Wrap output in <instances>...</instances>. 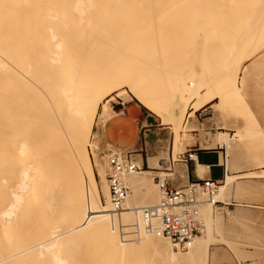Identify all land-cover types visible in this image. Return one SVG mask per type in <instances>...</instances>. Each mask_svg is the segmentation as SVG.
I'll return each instance as SVG.
<instances>
[{"label":"bare ground","instance_id":"6f19581e","mask_svg":"<svg viewBox=\"0 0 264 264\" xmlns=\"http://www.w3.org/2000/svg\"><path fill=\"white\" fill-rule=\"evenodd\" d=\"M262 46L264 0H0V264L205 262L211 201L229 195L235 175L198 206L203 236L182 253L146 232L118 236L106 163L94 159L97 181L86 146L93 133L100 139L94 119L99 127L115 119L110 101L128 96L173 127L177 149L188 103L185 129L201 108L233 103L225 82H243V62ZM229 106L223 112H235ZM244 126L225 137L227 156L232 141L245 140ZM148 166L126 178L128 208L156 194L157 161ZM117 219L127 225L134 212ZM89 240L95 246L81 247Z\"/></svg>","mask_w":264,"mask_h":264},{"label":"rangeland","instance_id":"374dc122","mask_svg":"<svg viewBox=\"0 0 264 264\" xmlns=\"http://www.w3.org/2000/svg\"><path fill=\"white\" fill-rule=\"evenodd\" d=\"M250 59L243 62L245 65L243 82H225L223 86L224 93L229 100L233 101V103H228L233 106L235 112H223L224 107L226 108V106L229 105L226 103L221 104L216 100L214 103L218 102L217 104L205 106L195 113V117H193V115L191 116L192 119L189 117V124L185 129L183 128L184 118L194 107V103H188L181 124V130L183 129L184 131L181 132V134H183L182 146H179L177 149L173 147V127L163 124L165 122L161 121V118L153 115L157 118L161 127L156 136L162 143H168L170 145L172 158H174L177 153L183 151L185 145L192 144L195 140L197 142L199 136L206 139L202 147H207V142L210 140L215 142L217 139L222 138L224 154L229 160V168L227 169L228 174L226 175L236 176L229 195L221 201L224 204H229L232 199L234 204L212 205L215 221L211 224L212 230L209 232L210 238L212 237V243H210L211 245L209 244V249L205 253L208 258L202 264H264V46H262L261 50ZM216 83V85H218V82ZM123 97H115L114 100H111V109L120 108L127 103H135L141 107V110H144V113H150L136 100L128 96ZM192 120L195 122L194 125L192 124ZM97 122L95 118L91 132H96L98 130L99 123ZM240 122L242 125H245L244 127L247 130L246 138L242 144L232 141V150L227 156L224 142V140L226 141L225 137H239L236 133L237 130L235 126ZM192 127L195 128L196 131L190 133L189 129ZM219 132H224L223 137ZM96 133H98V131ZM192 134L195 135L194 138ZM92 140L91 146L87 145L86 149L92 162L93 172L97 181H99V178H97L98 168L94 159L105 164L104 158L100 157L101 154L99 150L102 151L105 146H110V144L101 140V138L99 139L98 135L95 136V133H93ZM94 144L96 148H93ZM135 151H137V149H135ZM164 151L166 154L163 156V160L169 157L166 149ZM128 152L132 153L133 151ZM155 160L157 161L156 158ZM161 166H163L161 161H159V165L157 162V169H161ZM141 169L150 170L145 164ZM170 174L174 173L172 172ZM173 176L174 175H172V177ZM179 177H183L181 171H179ZM222 182L223 180L218 183V186ZM156 198L157 192L154 198L150 200L141 193L136 197V207L153 203ZM101 202H103V204L105 203L102 196ZM200 209L201 206L199 207V211ZM215 217H217L218 220ZM203 222L205 221H201L203 226L201 227L198 237L203 236V230L205 229V223ZM94 243L95 241L89 240L83 242L81 247L89 249L95 246ZM135 247L138 250L140 246L137 247V245H135ZM136 249L135 251H137ZM184 251H182V253ZM133 258L136 257L133 255ZM137 259H139V262H143V260L146 262L148 256L142 253L137 256Z\"/></svg>","mask_w":264,"mask_h":264},{"label":"built area","instance_id":"2783aa9c","mask_svg":"<svg viewBox=\"0 0 264 264\" xmlns=\"http://www.w3.org/2000/svg\"><path fill=\"white\" fill-rule=\"evenodd\" d=\"M184 118V122L187 119ZM106 163L105 181L107 184V199L110 205L111 224L120 238L135 239L141 232H146L165 239L176 251H184L199 233L202 223L199 218L198 206L211 199L217 191L218 182L210 178H200L186 183L183 187L169 184L170 163L172 161L186 162L194 159V151L185 149L177 153L170 163L152 175L156 187L157 198L153 203L139 207L128 208L126 197L129 185L126 178L138 172L141 165L132 160L127 152L118 148L105 146L99 151ZM218 204L219 202H212ZM132 209L134 219L124 225L117 219L122 210ZM113 215H116L115 220Z\"/></svg>","mask_w":264,"mask_h":264},{"label":"crops","instance_id":"0c3cea01","mask_svg":"<svg viewBox=\"0 0 264 264\" xmlns=\"http://www.w3.org/2000/svg\"><path fill=\"white\" fill-rule=\"evenodd\" d=\"M112 113L115 115V119L107 121L97 130L101 140L108 142L110 146L118 148L122 152H127L132 160H139L141 166L145 164L147 167L150 158H156L158 165L159 161L163 165L170 163L172 150L170 153V145L162 143L156 136L161 128L156 117L150 113H144V110H141V107L135 103H127L120 108H113ZM192 124H195L193 120ZM219 133L223 137L224 132ZM205 141V138L199 136L197 142L195 140L192 144L184 146V150L191 149L194 151L193 160L186 162L172 161L170 163V172L174 173V176H171L169 180L171 186L183 187L186 183L200 178H210L221 182L228 174L227 161L229 160L224 154L223 139H217L215 142L210 140L207 142V147H202ZM165 149L169 157L163 160V156L166 154ZM128 151L133 152L129 153ZM137 155H139V159ZM157 171L159 170L153 168L151 176ZM179 171L183 173L181 178L179 177ZM218 204L233 205L234 201L231 199L229 204L223 202Z\"/></svg>","mask_w":264,"mask_h":264}]
</instances>
